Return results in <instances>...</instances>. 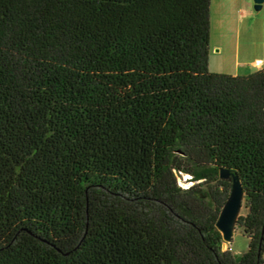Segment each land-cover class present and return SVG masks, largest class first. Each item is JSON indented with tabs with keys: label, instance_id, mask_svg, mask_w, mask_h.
<instances>
[{
	"label": "trees",
	"instance_id": "16d2710c",
	"mask_svg": "<svg viewBox=\"0 0 264 264\" xmlns=\"http://www.w3.org/2000/svg\"><path fill=\"white\" fill-rule=\"evenodd\" d=\"M212 1L0 0V264H264V69L209 70Z\"/></svg>",
	"mask_w": 264,
	"mask_h": 264
},
{
	"label": "crops",
	"instance_id": "0c3cea01",
	"mask_svg": "<svg viewBox=\"0 0 264 264\" xmlns=\"http://www.w3.org/2000/svg\"><path fill=\"white\" fill-rule=\"evenodd\" d=\"M243 2L246 3L245 0ZM251 6V1L247 0V8H251ZM230 7L232 6H228L227 0H213L211 3L209 70L221 74L248 75L264 69V59L256 56L252 58L248 51L250 48L248 44L247 48L244 45L241 46L242 31L240 23L233 17L232 8L230 9ZM262 10H264V3ZM249 12L250 15L253 14L251 9ZM262 18L264 19V14ZM261 24L256 35L258 37L256 48L264 54V23L261 22ZM248 34L249 30H247V37ZM215 52L219 53L218 56L221 55V58H217L211 64V53L214 54ZM245 57H247V60L244 59ZM218 60L219 62H217ZM257 60H261L262 64L257 66L255 64Z\"/></svg>",
	"mask_w": 264,
	"mask_h": 264
},
{
	"label": "rangeland",
	"instance_id": "374dc122",
	"mask_svg": "<svg viewBox=\"0 0 264 264\" xmlns=\"http://www.w3.org/2000/svg\"><path fill=\"white\" fill-rule=\"evenodd\" d=\"M243 1L244 0H227L228 6H232L230 7V9L232 8V13L234 15L233 17L236 18V20L240 23V27L242 31L241 46L244 45L247 48V44H248L250 46L248 51L252 58H255L256 56V57L264 59V54L259 52L256 48V46L258 45V37L256 36L257 31L259 30L260 25H262L261 22L264 23V19L262 18L264 14V10L261 9L260 11H256L254 9L253 0H250L252 4L251 8L250 7L247 8V0H245L246 3H244ZM250 9L253 13L251 15L249 12ZM247 30H249L248 37H247ZM218 54L219 53H216V52L214 54L211 53V64L217 58L218 59L221 58V55L218 56ZM232 54L233 52L231 50V55ZM231 55L229 54L230 58H231ZM244 59L247 60V57H245ZM217 62H219V60ZM178 182L180 185H183V186H189L192 184L189 176L179 175ZM245 213H246V209L242 207L240 211V215H244ZM248 244H249L248 238L244 236L242 230L236 226L233 237H232V241L230 243L224 242L222 248L223 250L230 248L232 252L238 256L244 253L248 249Z\"/></svg>",
	"mask_w": 264,
	"mask_h": 264
},
{
	"label": "water",
	"instance_id": "95a60500",
	"mask_svg": "<svg viewBox=\"0 0 264 264\" xmlns=\"http://www.w3.org/2000/svg\"><path fill=\"white\" fill-rule=\"evenodd\" d=\"M254 9L260 11L262 9L264 0H253ZM222 178H228L230 172L222 169L220 172ZM232 187L229 198L224 204L221 213L217 221V228L222 234L223 241L230 243L236 228V223L240 211L242 209V203L244 200V191L239 178L234 175L232 177Z\"/></svg>",
	"mask_w": 264,
	"mask_h": 264
},
{
	"label": "built area",
	"instance_id": "2783aa9c",
	"mask_svg": "<svg viewBox=\"0 0 264 264\" xmlns=\"http://www.w3.org/2000/svg\"><path fill=\"white\" fill-rule=\"evenodd\" d=\"M255 64H256L257 66H259V65L262 64V61H261V60H257V61L255 62Z\"/></svg>",
	"mask_w": 264,
	"mask_h": 264
}]
</instances>
